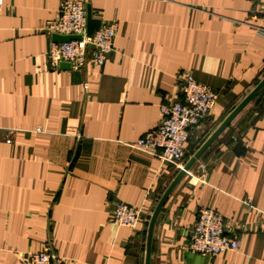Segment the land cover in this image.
I'll use <instances>...</instances> for the list:
<instances>
[{
	"label": "crops",
	"instance_id": "obj_1",
	"mask_svg": "<svg viewBox=\"0 0 264 264\" xmlns=\"http://www.w3.org/2000/svg\"><path fill=\"white\" fill-rule=\"evenodd\" d=\"M62 1L0 0V264L44 247L63 264H264V85L212 140L264 81V0H82L117 21L114 51L56 69L44 27ZM186 71L219 98L162 165L136 141ZM120 201L145 208L138 229L112 220ZM201 207L238 250L188 249Z\"/></svg>",
	"mask_w": 264,
	"mask_h": 264
},
{
	"label": "built area",
	"instance_id": "obj_2",
	"mask_svg": "<svg viewBox=\"0 0 264 264\" xmlns=\"http://www.w3.org/2000/svg\"><path fill=\"white\" fill-rule=\"evenodd\" d=\"M260 28L264 31V27ZM44 30L53 37L46 53L52 68L57 69L63 63L69 64L73 69H82L87 65L102 68L114 51L118 23L101 20L99 28L88 34L86 3L82 0H63L58 17L49 21ZM55 35L72 38L57 40ZM218 98L219 92L216 89L198 81L192 71L184 72L178 83L176 97L160 106L159 123L140 137L136 144L141 148L159 151L162 165H180L191 129L210 115ZM246 202L250 203V199ZM144 215L143 206L120 201L112 211V220L118 225L136 230ZM240 247L239 237L226 231V218L223 214L214 207L199 209L189 234L190 251L216 256ZM25 258L28 264L62 263L59 255L49 247L30 251Z\"/></svg>",
	"mask_w": 264,
	"mask_h": 264
},
{
	"label": "water",
	"instance_id": "obj_3",
	"mask_svg": "<svg viewBox=\"0 0 264 264\" xmlns=\"http://www.w3.org/2000/svg\"><path fill=\"white\" fill-rule=\"evenodd\" d=\"M87 12H88V34H92V32L99 28L101 25V19L95 18L92 14V11L89 7H87ZM55 39L57 40H68L72 38L71 36H60V35H55ZM63 66H69L67 63H63ZM264 85V81L236 108L232 116L223 124L221 129L216 133V135L212 138V140L221 132L223 128L226 127V125L230 122L232 118H234L245 106L246 104L251 100V98L259 91V89L262 88ZM202 150L199 151L188 163L184 165V167L180 171V176H183L187 173V171L192 167V165L196 162V159L199 157L201 154Z\"/></svg>",
	"mask_w": 264,
	"mask_h": 264
}]
</instances>
